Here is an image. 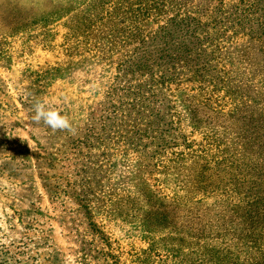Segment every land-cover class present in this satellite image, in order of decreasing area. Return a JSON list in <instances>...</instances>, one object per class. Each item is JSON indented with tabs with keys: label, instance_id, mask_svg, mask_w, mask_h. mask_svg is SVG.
<instances>
[{
	"label": "rangeland",
	"instance_id": "rangeland-1",
	"mask_svg": "<svg viewBox=\"0 0 264 264\" xmlns=\"http://www.w3.org/2000/svg\"><path fill=\"white\" fill-rule=\"evenodd\" d=\"M242 201L264 204V0H0V264H250Z\"/></svg>",
	"mask_w": 264,
	"mask_h": 264
},
{
	"label": "trees",
	"instance_id": "trees-1",
	"mask_svg": "<svg viewBox=\"0 0 264 264\" xmlns=\"http://www.w3.org/2000/svg\"><path fill=\"white\" fill-rule=\"evenodd\" d=\"M226 193H229V190ZM251 204L253 202L242 201L239 205L235 203L236 210H233L234 215H231L236 222L242 225V231L238 233L237 240L239 243L240 241L247 242L254 251V256L249 259L250 264H264V204L257 205L254 211L249 210ZM232 257L231 253L225 252L222 259L226 258L232 263Z\"/></svg>",
	"mask_w": 264,
	"mask_h": 264
},
{
	"label": "clouds",
	"instance_id": "clouds-1",
	"mask_svg": "<svg viewBox=\"0 0 264 264\" xmlns=\"http://www.w3.org/2000/svg\"><path fill=\"white\" fill-rule=\"evenodd\" d=\"M33 107L35 114L32 116V120L35 123L39 124L43 122L53 132L67 131L73 135L76 134V129L67 115H62L59 110L49 108L44 102L40 101H37Z\"/></svg>",
	"mask_w": 264,
	"mask_h": 264
}]
</instances>
